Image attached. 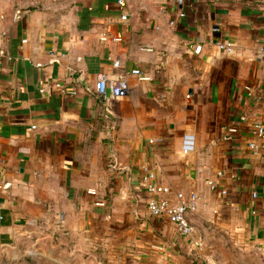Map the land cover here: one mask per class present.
I'll return each instance as SVG.
<instances>
[{"label": "crops", "instance_id": "1", "mask_svg": "<svg viewBox=\"0 0 264 264\" xmlns=\"http://www.w3.org/2000/svg\"><path fill=\"white\" fill-rule=\"evenodd\" d=\"M262 1L0 0V264L193 262L228 241L264 258ZM98 73L128 92L99 101ZM143 166L198 195L193 234L150 216Z\"/></svg>", "mask_w": 264, "mask_h": 264}, {"label": "built area", "instance_id": "2", "mask_svg": "<svg viewBox=\"0 0 264 264\" xmlns=\"http://www.w3.org/2000/svg\"><path fill=\"white\" fill-rule=\"evenodd\" d=\"M183 0H178L179 3H182ZM264 6V0L262 1ZM118 4L121 7H125L126 0H118ZM264 9V8H263ZM22 16L21 9H15L12 15V20L17 21ZM184 16V12L182 10H178L173 17L168 22V25L173 26L176 22ZM127 17L126 12H122L121 19L125 20ZM106 34L101 35V40H106ZM113 41H119V37H113ZM218 50L226 55H230L234 51V44L231 41H218L216 43ZM142 50L151 51L152 49L146 45H142L140 47ZM201 45H192L191 52L194 54H199L201 51ZM114 67H119V61H113ZM132 75H135L139 80H149L150 77L143 74L139 69H132L130 71ZM57 87H61L60 85H56ZM129 89L128 81L123 75L117 76H107L103 73H98L96 75V81L94 89H92V93L95 97L101 101L106 103L107 100L122 97L124 96ZM104 117L107 120V125L109 128H114V122L110 118L111 113L110 110L105 107L104 108ZM35 128V126H32ZM229 133H235L236 128L230 127L226 129ZM252 131L257 137L264 136V123L257 122L252 126ZM250 147L254 151H258V147L255 143H251ZM143 175L141 177V183L145 191L149 194V198L147 200V211L150 216L158 218L165 217L168 219L170 223H172L180 235L182 236H190L195 232V227L191 222L190 215L194 213L197 209L198 195L195 192H190L188 194H184L182 192H176L171 199L170 189L162 184H159L155 181L154 173L147 169V167L143 166ZM210 186H213V182H208ZM98 205L103 206L105 203L100 201L97 202ZM199 246V243H195Z\"/></svg>", "mask_w": 264, "mask_h": 264}, {"label": "rangeland", "instance_id": "3", "mask_svg": "<svg viewBox=\"0 0 264 264\" xmlns=\"http://www.w3.org/2000/svg\"><path fill=\"white\" fill-rule=\"evenodd\" d=\"M32 250L35 251L33 248ZM197 259L193 262H179L171 264H264V258L252 253L246 254L237 245L232 242L212 243L211 247H203L198 249ZM27 253V252H25ZM28 254V253H27ZM30 255V254H29ZM68 264H77L75 261H69ZM78 264H135L129 260L113 261L106 258L96 257L90 255L88 252L84 253L82 263Z\"/></svg>", "mask_w": 264, "mask_h": 264}]
</instances>
